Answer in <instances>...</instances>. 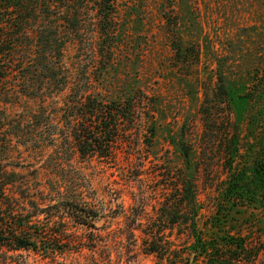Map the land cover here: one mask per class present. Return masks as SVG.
<instances>
[{
  "label": "trees",
  "instance_id": "1",
  "mask_svg": "<svg viewBox=\"0 0 264 264\" xmlns=\"http://www.w3.org/2000/svg\"><path fill=\"white\" fill-rule=\"evenodd\" d=\"M116 3L0 0V264H34V254L40 264H58L68 254L83 256L84 264H142L141 256H167L177 225L199 233L195 184L185 170L175 176L160 165L161 195L134 189L130 203L121 193L102 196L95 186L105 171L95 161L117 162L124 144L138 189L145 184L139 178L148 157L141 147L147 94L126 90L110 98L95 90L118 49ZM258 82L250 100L264 106V73ZM220 90L233 100L224 84ZM258 111L253 123L264 126V107ZM237 136L228 130L226 140ZM259 141L252 166L232 169L226 192L264 208V138ZM136 144L140 157L133 162ZM179 146L191 168L193 148L184 141ZM227 147L234 158L237 149ZM212 239L198 237L190 249L195 260L264 264L262 239Z\"/></svg>",
  "mask_w": 264,
  "mask_h": 264
},
{
  "label": "rangeland",
  "instance_id": "2",
  "mask_svg": "<svg viewBox=\"0 0 264 264\" xmlns=\"http://www.w3.org/2000/svg\"><path fill=\"white\" fill-rule=\"evenodd\" d=\"M115 25L119 35L114 64L95 90L110 98L124 97L126 90L147 94L141 147L148 159L139 178L145 184L138 189L124 144L117 162L95 161L97 167H105L95 186L102 196L121 193L130 203L134 189L161 195L160 165L171 168L175 176L182 169L194 180L199 209L196 236L177 225L169 236L167 256H141V263L204 264L205 256L195 260L196 252H190L198 237L264 241V208L231 199L226 192L232 169L250 168L262 143L259 139L264 138L263 124L253 123L263 101L250 100L258 75L264 73V0H117ZM228 130L237 132L236 140H226ZM182 141L193 148L191 168L181 152ZM228 145L237 149L232 159ZM134 149L131 159L137 162L140 145ZM32 257L34 264L41 263L39 255ZM57 261L84 264L85 258L68 254Z\"/></svg>",
  "mask_w": 264,
  "mask_h": 264
},
{
  "label": "water",
  "instance_id": "3",
  "mask_svg": "<svg viewBox=\"0 0 264 264\" xmlns=\"http://www.w3.org/2000/svg\"><path fill=\"white\" fill-rule=\"evenodd\" d=\"M195 254H193V256H194Z\"/></svg>",
  "mask_w": 264,
  "mask_h": 264
}]
</instances>
